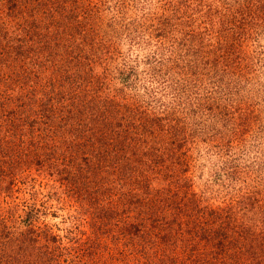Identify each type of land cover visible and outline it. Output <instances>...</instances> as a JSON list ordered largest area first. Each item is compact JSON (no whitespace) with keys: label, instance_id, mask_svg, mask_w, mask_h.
Wrapping results in <instances>:
<instances>
[{"label":"rangeland","instance_id":"1","mask_svg":"<svg viewBox=\"0 0 264 264\" xmlns=\"http://www.w3.org/2000/svg\"><path fill=\"white\" fill-rule=\"evenodd\" d=\"M56 1L34 0L30 5L35 4L30 20L35 22L38 14L46 24H60L66 19L82 22L87 15L90 22L99 20L98 31L110 47L104 53L107 55L100 58V66L96 64L91 82L95 94L101 93L100 104L104 105L103 100L107 99L113 111L117 106L137 110L144 120L152 123L150 127L162 126L167 145L155 133L148 132L140 120L141 125L136 128L142 132L136 134L133 143L139 142L145 149L152 146L150 151H160L161 146L166 150L168 145L171 151H177V157L167 156L165 163L173 170L178 168L179 155L189 162L187 173L198 194L202 192L212 203L238 199L234 216L242 222H238L241 226H251L246 233L244 230L246 245L242 241L241 248L251 245L248 253L254 255L253 263L263 264L264 26L247 32L243 21V15L249 10L258 12L259 0H68V4L62 3L59 7ZM2 8L0 5V17L7 15ZM235 19L239 20V35L232 36L229 26ZM257 21L262 23L260 18ZM224 27L233 44V68L223 65L222 53L212 52L223 39ZM11 29L9 34L13 39L18 31L16 27ZM3 37L4 31L0 29V40ZM59 37L63 43L68 42L64 41V35ZM35 45L34 55L38 53V44ZM45 55L46 52L43 60ZM15 61L9 67L2 65L3 61L0 63V258L4 252L6 256L20 253L18 240L28 238L31 242L37 237L36 242L46 241L50 245L43 251L55 255L47 264H79L71 251L77 242L69 241L68 237L70 232L82 231L78 226L69 230L76 222L74 219L81 217L80 212L76 210V203L65 196L63 204L50 200L49 196L59 186L57 179L62 174L57 171L64 168V175L71 176L74 168L78 175L73 180H80L76 200L87 203L85 184L88 181L92 184L93 173L89 178L83 175V167H87L84 160L72 158L70 161V151H65V137L71 134L69 128L76 126V118L85 116L84 105L87 109L91 107L85 103L86 96L82 93L80 101L75 102L82 110L75 113L71 108L65 112L70 125L60 127L58 132L64 137V146H51L50 127L41 122L37 124L38 121L31 123L38 108L30 95L34 98L41 95V86L48 87L55 70L51 67L38 70L31 65L37 73L30 70L33 78L30 75L20 84L15 75L18 72ZM99 81H102L100 90ZM34 86L35 91H31ZM54 86L57 87V82ZM65 104L68 102H64L67 110ZM18 118L30 122L23 123V129L13 130L10 123L17 122ZM166 129L170 134L164 133ZM119 143L122 146L127 141L120 139ZM73 152L79 155V151ZM233 171L235 174H230ZM168 182V178L162 177L161 185L165 189ZM166 196L173 200L170 193ZM33 203L40 208L39 217L26 226L22 220ZM227 223V226L233 225L234 220ZM43 229L57 235L53 243L41 233L38 235ZM252 234L256 235L255 239ZM123 245H119L122 250ZM8 259L10 264H20L16 257ZM124 262L120 260V264ZM0 264H3L1 259Z\"/></svg>","mask_w":264,"mask_h":264},{"label":"trees","instance_id":"2","mask_svg":"<svg viewBox=\"0 0 264 264\" xmlns=\"http://www.w3.org/2000/svg\"><path fill=\"white\" fill-rule=\"evenodd\" d=\"M33 2L34 0L0 2L7 14L0 17V20H3L0 22V29L4 31V37L0 40L2 58L0 63L3 61L2 65L9 67L15 61L14 58L17 60L15 67L18 72L15 75L19 78L20 84L28 80L30 75L33 78L32 72L36 70L30 68L31 65L36 66L38 70L41 67L44 70L54 68L55 76L50 78L48 87L41 86V95L37 98L30 95L38 108L35 114L37 116L31 123L38 121L37 124L45 123L50 127L52 131L50 130L48 140L51 146L52 144L57 147L64 146V137H60L58 132L60 127L70 125L65 118V112H70L71 108L72 112L76 110L75 113L82 110L81 105L75 103L77 100L80 101L82 93L86 96L85 103L91 107L87 109L84 105V119L76 116L78 121L76 126L69 128L71 134L65 137V151H70V161L72 158L84 160L83 164L87 167H83L85 170L82 174L89 178L90 173H93L92 184L90 181L85 184L87 203L84 205L76 200L80 180H73V176L78 175L74 168L71 176L64 175V168L57 171L62 174L57 179L59 186H56V191L49 196L50 200H59L62 204L65 196L76 203V210L80 212L78 214L81 217H76L74 219L76 222H73L69 229L71 231L78 226L82 230L70 232L72 234L68 237L69 241L77 242V247L71 249L74 259H79V264H120V260H125L124 264H258L253 263L254 255L248 253L251 245L247 244L249 246L246 249L241 248L244 230L246 233L251 226L245 227V224L241 226L238 222H242L234 216V208L237 207L239 200L212 203L207 197H203L202 192L198 194L187 173L189 162L179 155L178 168L173 170L165 163L167 156L176 158L177 151H171L169 145L166 150L165 146H161L160 151H150L152 146L145 149L141 143H133L137 139L136 134L142 132L136 127H140L142 123L148 132L155 133V136L167 145L168 139L160 129L162 126L150 127L152 123L144 120L143 114L137 110L117 106L113 111V108L109 109L112 103L107 99L103 100L104 105L100 104L98 95L101 93L98 91V94L97 92V95L95 94L91 82L94 80L96 64L97 67L100 66V58L106 51H110V47L98 31L99 20L90 22V16L87 15L82 22L77 19L68 21L64 18L66 19L64 23L52 22L50 25L42 23L38 14L34 22V19L30 20L35 5L30 7ZM56 3L59 7L62 3L68 4V0H57ZM261 3H264V0H259L260 6H257L259 14L255 9L243 15L247 28L244 29L247 32L253 31L254 27L264 26V5ZM258 18L262 21L261 24L257 21ZM238 21L235 19L229 26L232 36L239 35ZM12 27H16L18 31L13 39L9 34ZM223 30L221 32L223 39L212 52L222 53L220 57L223 65L233 68L232 40L229 38L227 28L224 27ZM59 35H64V41L68 42L63 43ZM35 44H38V53L34 55ZM74 49L75 53L72 54ZM44 52L46 55L43 60ZM91 74L93 75L90 77ZM95 78L99 79L98 76ZM55 82L57 87L54 86ZM101 82L99 81V84ZM59 87L63 91H60ZM97 87L95 85V88ZM101 88L100 84L99 90ZM35 89L34 86L31 91ZM33 94L38 95L36 92ZM65 101L68 102L65 104L68 105L67 110L64 108ZM16 121L10 123L13 130L23 129V123L30 122H25L21 118ZM164 133L170 134L169 129ZM120 139H123V142L126 139L127 144L121 146ZM73 151H79V155L75 156ZM96 159L97 163H94ZM72 162L74 163V160ZM162 177L168 178V189L161 185ZM167 193H170L173 200L168 199ZM39 213V206L34 203L32 206L29 205V210L22 220L23 224L26 226L30 224L32 219L39 217ZM233 220V225L227 226V222ZM74 224L76 225L73 226ZM27 230L31 232V229ZM40 233L52 243L57 236L50 233L49 229L39 231L38 235ZM254 234L251 237L255 239ZM36 238L33 237L35 240L31 242L28 238L18 240L21 252L7 256L5 252L2 253L0 259L3 260V264L11 263L8 257L11 259L16 257L20 264L51 262L55 255L52 256L48 250L43 251L50 246L49 243L36 242ZM121 243L125 247L123 250L119 246ZM243 244L246 245L245 241ZM255 259L258 260L256 256Z\"/></svg>","mask_w":264,"mask_h":264}]
</instances>
